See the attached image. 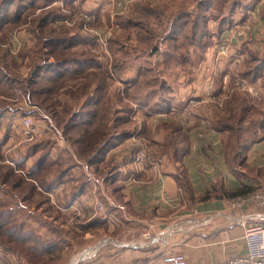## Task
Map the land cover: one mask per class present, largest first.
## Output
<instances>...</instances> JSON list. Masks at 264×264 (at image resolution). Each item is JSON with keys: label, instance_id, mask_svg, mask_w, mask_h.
Segmentation results:
<instances>
[{"label": "crops", "instance_id": "0c3cea01", "mask_svg": "<svg viewBox=\"0 0 264 264\" xmlns=\"http://www.w3.org/2000/svg\"><path fill=\"white\" fill-rule=\"evenodd\" d=\"M141 1L166 4L167 12L180 5V0H56L44 9L54 7L58 11L59 17L51 27H64L91 41L81 18L72 25L63 23L60 4L87 14L90 28L115 27L121 36L124 31L116 19H131L135 5ZM115 2L128 4L121 9ZM263 5L264 0H259L234 17L231 28L242 26L245 33L232 40L224 55H218L216 48L229 29H224L218 38L213 35L215 22L210 21V44L201 54L188 56L174 68L157 65L153 78L158 81L150 78L152 81L139 82L138 87L133 82L140 80L139 69L144 61L154 64L159 60L156 54L116 58V73L110 75L116 78L115 83L110 78L107 86L92 94L94 85L90 86L86 97L73 98L66 93V89L74 92L79 83L67 81L57 100L69 105V125H79L88 118L91 130L105 129L104 125L114 128L110 140L91 138L101 147L88 159L79 153L84 147V143H79L82 140L72 141L74 127L63 135L59 126L62 137L60 133L57 136L46 127V121L34 115L41 139L25 146L21 119L32 115L31 106L24 100L0 97V161H5L14 175L21 176L19 169L25 171L28 179L21 177L32 185L35 194H40H20L16 203L21 208L31 202L32 208H47L53 215H43L31 225L26 217L16 213L15 218L23 220L45 242L33 251L41 259L34 263L0 246V264H164L163 256L171 253L182 254L186 264H218L244 253V227L264 224V205L240 201L251 191L264 187V121L256 131L252 125L256 117L251 110L264 114V68L262 78L248 81L241 76L245 54L239 50L262 52ZM11 33H16L25 47L32 43L22 27ZM71 44V50L80 46L79 40ZM15 56L12 57L17 62ZM98 61L110 70V65L104 64L109 58ZM76 66L58 70L65 77ZM26 71L23 68L21 74ZM237 76L257 90L259 100L240 89L229 91ZM234 97L245 99L250 108L243 121V136L257 137L246 144L239 158L225 153L223 145L231 134L218 131L211 124L215 114H225ZM15 125L21 131L17 130L18 136L12 139ZM246 126L252 127L250 131ZM139 139L148 143L150 163L138 165L134 161L135 141ZM10 145L13 154L7 157L4 149ZM45 152L46 158L38 164ZM87 176L95 177L97 182ZM235 191L243 193L227 195ZM13 194L17 193L0 189L2 199L10 200ZM97 203L103 212L97 210ZM75 211L79 215L73 218ZM90 220L91 231H82L80 226ZM144 232L149 234L146 239ZM89 247L91 256L76 262L79 252Z\"/></svg>", "mask_w": 264, "mask_h": 264}, {"label": "trees", "instance_id": "16d2710c", "mask_svg": "<svg viewBox=\"0 0 264 264\" xmlns=\"http://www.w3.org/2000/svg\"><path fill=\"white\" fill-rule=\"evenodd\" d=\"M54 1L56 0H0V44L9 40L11 31L20 27L32 41L18 52L17 62L7 48H0V97L18 102L24 100L28 105H35L49 113L55 124L62 128L63 135H68L74 127L75 137L72 141L82 140L79 143H84V147L79 153L88 159L101 147V143L91 138L110 140L114 128L107 129L104 125L105 129L91 130L88 118L79 125L70 126L69 105L61 104L57 97L67 81L79 82L74 92L67 89L65 91L71 97L79 98L90 94V86L94 85L93 92L102 90L105 85L107 86L110 78L106 66L91 62V54L87 49L91 48V41L77 32H69L64 27L60 29L51 27V23L59 17L58 11L54 7L44 8ZM175 1L169 0V3ZM258 1L180 0V5L169 12H167L166 4H150L141 1L135 5L136 12L131 19H118L124 34L109 41V50L114 55L117 52L121 53L120 56L130 54L151 57L156 54L159 60L154 64L151 60L141 64L140 80L137 78L133 81L138 87L139 82L152 81L150 78H153V70L157 65L170 69L178 66V63L192 54H201L200 52L211 42V31L208 28L210 21L215 22L213 35L219 38L224 29H230L234 25L233 19L236 15L245 12ZM261 17L264 20V5ZM77 40L80 46L71 50V43ZM125 44L128 45L126 49H124ZM240 51L245 54L240 68L241 76L248 81L262 78L264 39L261 53L250 52L243 48ZM49 59L52 61L50 62ZM88 62L89 64H86ZM73 64L77 65L76 69L69 72V75L64 77L60 74L59 68L67 69ZM91 67H93L92 70ZM117 67L115 57L113 73H116ZM23 68L27 69L25 75L21 74ZM13 85L14 89H12ZM156 85L160 87V83ZM262 87L264 88V78ZM246 103L245 99L234 97L228 104L227 113L215 114L211 119L214 129L231 134V138L226 140L223 146L225 153L237 158L240 157V152L246 148L249 141L257 140L256 135L243 136L246 130L242 127L243 121L250 111ZM251 110L256 117L253 118L252 125L257 131L260 123L264 121V114L253 108ZM246 127L249 131L252 128ZM46 156V152L40 155L37 163L40 164L42 158ZM2 187L11 189L17 194H13L10 200L0 198V245L26 260L38 263L41 258L34 255V252L39 250L45 242L40 240L23 220L15 218V214L20 209L19 204L16 203L20 194L25 197L27 195L39 197L40 194H35L32 185L21 176L14 175L9 166L0 164V189ZM241 193L243 192L235 191L227 195L234 196ZM80 228L82 231H91V220Z\"/></svg>", "mask_w": 264, "mask_h": 264}, {"label": "built area", "instance_id": "2783aa9c", "mask_svg": "<svg viewBox=\"0 0 264 264\" xmlns=\"http://www.w3.org/2000/svg\"><path fill=\"white\" fill-rule=\"evenodd\" d=\"M128 3L122 4L119 2H115V5L118 8H126ZM61 12L63 14V23L66 25H72L79 19L82 21V28L85 32L90 33L91 38L94 39V42L100 49H106L107 42L109 39L117 36L119 33L118 28L115 27H107L102 30H96L94 28H90L88 26V22L90 18L87 14L83 12H76L70 8H66L63 4H60ZM245 29L241 27L230 28L226 34V36L221 40L216 48V52L218 55H224L229 49V46L234 38H241L244 36ZM10 49V51L16 54L19 49L23 46L21 39L17 36L16 33H12L10 36V40L8 44L1 45L6 46ZM211 86L209 87V89ZM243 90L246 91L252 99L259 100L260 95L257 90L251 87L247 81L240 76H237L234 80V83L230 87L229 91L233 90ZM192 101L189 102V107L192 106ZM42 117L48 121V129L59 134L58 130L55 126L48 120L46 115L42 114ZM24 142H29L33 140L37 135L40 136L38 129L35 126L32 115L28 114L21 119ZM138 151L135 155L134 161L138 165H143L145 163H150L149 154L147 153V147L145 145H140L137 143ZM91 182L96 183L97 180L95 177L89 176ZM245 204L251 203L257 206L264 205V187L255 189L251 191L245 198L240 200ZM76 210V209H75ZM97 210L103 212V207L100 203H97ZM143 238H148V232H144L142 234ZM244 244H245V252L242 254H238L227 258L221 263L218 264H264V224L262 223H250L244 227ZM106 241V240H104ZM103 241V242H104ZM145 243V242H144ZM133 245H138L137 242H133ZM91 256V247L82 250L79 252L78 257L76 258V262L80 260H84L85 258ZM162 261L164 264H186V259L182 254H167L163 256Z\"/></svg>", "mask_w": 264, "mask_h": 264}, {"label": "rangeland", "instance_id": "374dc122", "mask_svg": "<svg viewBox=\"0 0 264 264\" xmlns=\"http://www.w3.org/2000/svg\"><path fill=\"white\" fill-rule=\"evenodd\" d=\"M217 6V4L215 5V7ZM116 21H118V19H116ZM264 21V20H263ZM120 27V26H119ZM122 31H123V29H122ZM123 34V33H122ZM118 37V35L117 36H115V37H113V38H111V39H109L108 40V42H107V46H106V49H100L97 45H96V43L94 42V39L93 38H91V48H87L88 49V52L91 54V62H93L94 60H96L95 62H99L98 61V58H100V60H102L103 62H104V57H107V58H109L110 59V61H111V64H110V61H107V63L105 62L104 64H108V66L110 65V70L108 71V76H109V78H111L112 79V82L113 83H115V81H116V78H114L113 76L111 77L110 75H113L114 73H113V60H114V58L116 57L117 59L118 58H120V54L121 53H119V52H117L115 55L113 54V53H111V51L109 50V41L110 40H112V39H114V38H117ZM1 45H4V44H0V48H7L8 50H9V52H10V54L12 55V56H14V57H16L15 55H17L18 54V52L22 49V48H24L25 46H23V47H21L20 49H19V51L15 54H13L11 51H10V49L7 47V46H1ZM93 69V67H91V70ZM111 73V74H110ZM93 93V91H91V94ZM30 106V105H29ZM31 114H32V118H34V117H38V119H42L43 121H46L47 122V125H48V121L46 120V119H44L43 117H42V114H44V115H46V117L48 118V120L55 126V128L58 130V132L60 133V136L62 137V134H61V128L60 127H58V125H56L55 124V122L53 121V119H52V116L49 114V113H47V112H45V111H42V110H40L39 108H37V107H35V105L34 106H31ZM33 115H34V117H33ZM17 117H19V115L17 116ZM60 126V125H59ZM47 127V126H46ZM17 130L18 131H21V129H20V126H14L13 127V132H12V134H11V138L13 139L15 136H18V135H16V133H17ZM55 135H57L56 133H55ZM58 136V135H57ZM41 139V137H38V135L33 139V140H31V141H29V142H31V143H33L32 141H39ZM144 140V139H143ZM29 142H23V144H26V143H29ZM137 143H139L140 145H145V146H147V142L144 140V141H142L141 139H139V140H136L135 141V144H136V149H135V155H136V153H137V151H138V146H137ZM25 146H27V144L25 145ZM10 147H11V145L10 146H8V147H6L5 149H4V151L6 152V156L8 157L10 154H13L12 152H11V149H10ZM24 148V147H23ZM132 152H133V150H132ZM0 164L1 165H7L6 164V162L5 161H0ZM22 170V169H21ZM20 169H19V171L20 172H18V174H20L23 178H27L28 179V176L26 175V173H25V171H21ZM87 179H89V176H87ZM3 197V196H2ZM21 206V205H20ZM50 210H48L47 208H45V209H41V210H36V209H34V208H32V203L31 202H28V203H25L24 204V206L22 205L21 206V208L19 209V212L17 213V215H20L21 217H26L27 219H28V221L30 222V224L31 225H33V224H35L36 222H38V220L44 215V216H46V217H50V216H53L50 212H49ZM58 213V212H57ZM77 215H79V214H77V212L75 211V213L73 214V218L75 217V216H77ZM71 217V218H72ZM34 226H36V225H34ZM0 246H2L3 248H4V250L5 251H8L9 252V250L8 249H6L3 245H0ZM10 253H12V250H11V252ZM6 260H7V258H6Z\"/></svg>", "mask_w": 264, "mask_h": 264}]
</instances>
